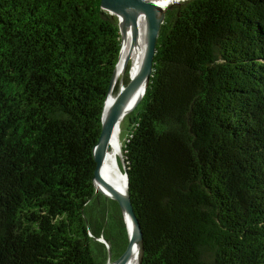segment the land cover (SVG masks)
I'll use <instances>...</instances> for the list:
<instances>
[{
	"label": "trees",
	"instance_id": "obj_1",
	"mask_svg": "<svg viewBox=\"0 0 264 264\" xmlns=\"http://www.w3.org/2000/svg\"><path fill=\"white\" fill-rule=\"evenodd\" d=\"M120 46L101 0H0V264H106L126 244L93 184ZM128 126L142 264H264V0L170 3Z\"/></svg>",
	"mask_w": 264,
	"mask_h": 264
},
{
	"label": "water",
	"instance_id": "obj_2",
	"mask_svg": "<svg viewBox=\"0 0 264 264\" xmlns=\"http://www.w3.org/2000/svg\"><path fill=\"white\" fill-rule=\"evenodd\" d=\"M175 1L178 0H101V6L104 9L110 11L112 14H115L119 19L121 46L123 32L129 31L132 38H136L138 36V20L140 19V17H145L147 19V49L142 63L140 64L136 72L131 75L125 85L118 86L115 100L111 104L108 111H106V114H104L107 96L109 95V93H111L114 87V80L117 70L116 62L113 69L108 94L104 101L101 118V132L96 143L93 146V156L96 162V168L93 175V184L95 187V191L98 194H102L116 200L120 204L128 232V240L126 244L114 258H112L111 249L108 248V252L110 255H108V261L106 264H121L136 245L139 246V264H142V256L144 251L143 234L139 219L135 214L130 197L128 172L126 161L124 159L123 147L120 154L118 155V159L121 162V165L119 164L120 168L125 174V187L119 188L115 185H112L107 179L103 177L101 169L107 153L110 138L120 121L124 103L129 95L132 86L140 78H145L146 87L148 85L153 69V59L156 52L159 30L164 20L165 12L168 6L167 5L165 7H162L158 3L170 4ZM146 87L144 93L146 91ZM142 97L136 101L134 107L138 105ZM129 222L132 224V231L130 230ZM102 241L106 242V244L108 245L107 241L104 238H102Z\"/></svg>",
	"mask_w": 264,
	"mask_h": 264
},
{
	"label": "bare ground",
	"instance_id": "obj_3",
	"mask_svg": "<svg viewBox=\"0 0 264 264\" xmlns=\"http://www.w3.org/2000/svg\"><path fill=\"white\" fill-rule=\"evenodd\" d=\"M162 7L169 4L158 3ZM147 49V19L140 17L138 20V36L132 38L129 31L123 32L122 34V46L118 56L117 70L114 80V87L111 93L107 96L105 112L108 111L111 104L114 102L116 93L114 90L116 87L125 85V74L131 77L136 72L142 63L143 57ZM146 87V79L140 78L132 86L129 95L124 103L122 109V115L120 121L116 126L107 148V153L102 166V175L112 185L119 188L125 187L126 178L124 172L121 170L119 165L118 155L121 152L122 146L119 140V125L124 116L132 111L135 107L136 101L141 98L144 94ZM130 230L132 231V224L129 222ZM121 264H139V246L136 245L127 257L122 261Z\"/></svg>",
	"mask_w": 264,
	"mask_h": 264
},
{
	"label": "rangeland",
	"instance_id": "obj_4",
	"mask_svg": "<svg viewBox=\"0 0 264 264\" xmlns=\"http://www.w3.org/2000/svg\"><path fill=\"white\" fill-rule=\"evenodd\" d=\"M126 78L127 79H129V76H127L126 74H125V78H124V81H125V83H126ZM119 86V85H118ZM118 86L116 87V88H118ZM114 92H115V90H114ZM116 93V92H115ZM135 109V108H134ZM134 109L132 110V111H134ZM132 111H130L129 113H127L125 116H124V118L121 120V122H120V125H119V140H120V142H121V146H123V143L125 142V139H126V135H127V132H128V129H129V126H128V123H129V116L132 114ZM121 164V163H120ZM124 247V246H123ZM122 247V248H123ZM121 248V249H122ZM120 249V250H121ZM115 253H116V251L114 250V251H111V254H112V258H114L116 255H115ZM108 255H110L109 254V252H108Z\"/></svg>",
	"mask_w": 264,
	"mask_h": 264
}]
</instances>
